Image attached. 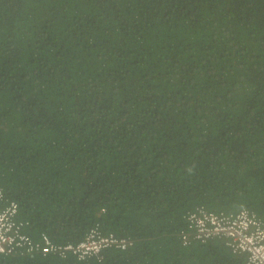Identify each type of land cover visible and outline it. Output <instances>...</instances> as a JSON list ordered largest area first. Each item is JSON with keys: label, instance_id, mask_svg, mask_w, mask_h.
<instances>
[{"label": "trees", "instance_id": "obj_1", "mask_svg": "<svg viewBox=\"0 0 264 264\" xmlns=\"http://www.w3.org/2000/svg\"><path fill=\"white\" fill-rule=\"evenodd\" d=\"M0 187L36 241L127 239L0 264H245L181 231L264 218V0H0Z\"/></svg>", "mask_w": 264, "mask_h": 264}, {"label": "built area", "instance_id": "obj_2", "mask_svg": "<svg viewBox=\"0 0 264 264\" xmlns=\"http://www.w3.org/2000/svg\"><path fill=\"white\" fill-rule=\"evenodd\" d=\"M18 213V202L8 200L0 187V253H12L25 247L32 255L41 252L66 256L73 252L84 257L101 253L111 242L127 247L126 238H114L113 234H103L98 228H93L79 243L56 244L46 233L36 241L24 231L25 222L18 220ZM185 217L186 226L181 231L183 243H189L191 236L202 241L222 237L234 252L245 255V264H264V218L255 209L243 206L236 212L226 213L203 205L189 210Z\"/></svg>", "mask_w": 264, "mask_h": 264}, {"label": "bare ground", "instance_id": "obj_3", "mask_svg": "<svg viewBox=\"0 0 264 264\" xmlns=\"http://www.w3.org/2000/svg\"><path fill=\"white\" fill-rule=\"evenodd\" d=\"M5 256V255H4Z\"/></svg>", "mask_w": 264, "mask_h": 264}]
</instances>
